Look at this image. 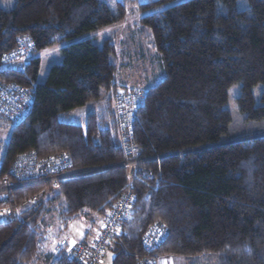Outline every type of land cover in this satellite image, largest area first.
<instances>
[{"label":"trees","instance_id":"1","mask_svg":"<svg viewBox=\"0 0 264 264\" xmlns=\"http://www.w3.org/2000/svg\"><path fill=\"white\" fill-rule=\"evenodd\" d=\"M126 1L115 12L103 0H14L12 8L0 7V67L21 37L36 53L70 42L41 83L36 55L24 70L0 69V81L25 86L33 96L3 146L4 169L30 152L40 158L67 154L72 169L107 167L64 180L57 189L39 183L9 192L18 214L0 224V264L37 263L38 224L47 208H55L63 223L87 213L107 218L130 180L134 201L107 247L111 264L167 256L191 264H264V89L258 105L252 93L264 85V0H246L243 11L236 0H185L140 20L164 77L147 89L135 114L131 142L140 158L153 160L140 163L130 180L110 108L120 89L113 45L76 40L122 20L132 3ZM175 1L147 0L140 10ZM233 85L247 124L230 133L225 105ZM101 91L106 109L87 114L83 125L61 120L97 101ZM30 197L35 207L22 210ZM155 224L167 235L147 253L141 240ZM44 261L79 264L62 253Z\"/></svg>","mask_w":264,"mask_h":264},{"label":"rangeland","instance_id":"2","mask_svg":"<svg viewBox=\"0 0 264 264\" xmlns=\"http://www.w3.org/2000/svg\"><path fill=\"white\" fill-rule=\"evenodd\" d=\"M103 1L109 5L110 9L113 12H115L117 9L116 4L121 0ZM182 1L185 0H177L175 2L156 8L140 10V6L144 5L147 0H131L132 3H127L125 6V12L122 20H120L119 22L117 21L116 23L111 24L107 27L98 29L94 32L76 38L77 41L83 39H92L93 42L96 43L98 46H101L103 41L108 39L113 45L114 55L110 58V60L115 64L116 83L118 84L120 89L113 95L112 102L110 103V108L111 110H113V113L116 118H118V112L116 107L117 96H122L131 92H145L146 94L148 88L155 86L164 77V73L161 69L160 60L157 57L155 51L152 49V43L150 39L151 36L149 34V31V35L141 31L142 26L140 24V20L145 16L161 12L163 9ZM13 4L14 0H0V7L6 10L12 8ZM246 8V0H236V9L238 11H243ZM22 38L23 37H21V39ZM69 44V41L62 42L53 45L50 48H46L38 53H36L35 48L31 50L29 56L25 60V64L27 67L28 63L32 58H34L35 55L36 57L40 58L38 82L41 83L45 80L47 72L52 65L60 63V49ZM19 45L23 46L22 43L19 44L18 41L16 48L2 57L1 62L3 65H1L0 69L13 68V66L10 65L12 63L6 60V56L8 54L15 53V51L19 48ZM263 89L264 85L262 84H259L253 88L252 93L256 105L259 104L260 93ZM237 95L238 87L237 85H233L228 91V99L225 105L226 109L231 113L232 121L229 129L230 133L242 129L247 124L243 120V116L237 111V107L234 100ZM106 96L107 94L104 91H101L100 98L97 101L87 103L84 107L74 110L68 117H61V120L65 122L83 125L84 119L87 114H99L102 109H106ZM143 103L144 101L142 102V104ZM21 122H23V120H20V123ZM119 124V120L116 119L115 126L117 129H119ZM14 125L15 124L9 122V120H7L4 116L0 115V164L2 165L4 162L2 149L5 143L8 141L11 129ZM136 156L137 158H139V160L137 159L138 163L135 164L134 167L136 172L140 163L151 162L153 160V158H140L139 153L136 154ZM82 169H75V171H79ZM106 169L107 167L99 168L100 171L94 172L84 177L103 172V170ZM36 183L42 182L36 181L30 186H34ZM50 188L52 189V187ZM127 190L129 189L127 188ZM28 200L29 204L27 206H22V210H30V207H35L37 200L33 203L31 201L35 200L34 198L30 197ZM55 210L56 209L52 207L47 208V211L43 215L41 222L38 224L41 240L40 248L38 251V260L36 264H44V258L48 254L54 255L57 253H62L68 257L70 250L77 244L81 242H94L98 237L100 229L106 221V217L101 218L97 214L87 213L85 216L80 217L76 220H71L68 223H63L62 220L59 219L58 214ZM158 225L161 226V224ZM164 240L161 243H163ZM112 258V253L106 249L105 253L103 254V257L101 258L100 264H111ZM169 259H173L174 261H176V264H191L189 260H186L184 258H176L170 256L160 257L154 262L156 264H163L164 262L162 261Z\"/></svg>","mask_w":264,"mask_h":264},{"label":"built area","instance_id":"3","mask_svg":"<svg viewBox=\"0 0 264 264\" xmlns=\"http://www.w3.org/2000/svg\"><path fill=\"white\" fill-rule=\"evenodd\" d=\"M20 43L23 46L19 45L15 53L6 56V60L12 63L10 65L16 70H24L25 60L31 50L35 48L34 43L25 36L19 40ZM145 95V92H131L116 97L117 119L120 123L118 129L120 145L126 157L122 166L127 168L129 180L136 174L134 167L139 160L136 156V148L131 142L133 122L139 106L145 99ZM32 99L31 89L16 83L0 81V115L4 116L9 122L16 125L20 123V120H24L30 110ZM98 171H100L99 168L75 171V169L71 168L70 157L67 154L40 158L30 152L17 157L5 169L0 164V224L15 219L18 214V211L10 205L9 192L30 186L36 181L47 183L52 189H57L59 183L64 180L84 177ZM130 181L128 183L129 190L123 192L108 213L96 240L89 242L91 244L87 242L77 244L70 250L68 258L79 264L101 263L105 250L109 246L119 224L127 218L134 201ZM166 235V229L162 225L155 224L150 226L142 237V247L145 252L149 253L157 246H160ZM139 264L156 263L143 259Z\"/></svg>","mask_w":264,"mask_h":264},{"label":"crops","instance_id":"4","mask_svg":"<svg viewBox=\"0 0 264 264\" xmlns=\"http://www.w3.org/2000/svg\"><path fill=\"white\" fill-rule=\"evenodd\" d=\"M162 262H164L163 264H176V261H174L173 259L164 260Z\"/></svg>","mask_w":264,"mask_h":264},{"label":"water","instance_id":"5","mask_svg":"<svg viewBox=\"0 0 264 264\" xmlns=\"http://www.w3.org/2000/svg\"><path fill=\"white\" fill-rule=\"evenodd\" d=\"M228 143H230V142H228Z\"/></svg>","mask_w":264,"mask_h":264}]
</instances>
